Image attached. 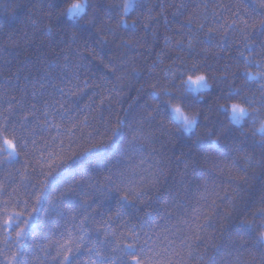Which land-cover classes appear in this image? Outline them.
I'll list each match as a JSON object with an SVG mask.
<instances>
[{
	"label": "trees",
	"instance_id": "trees-1",
	"mask_svg": "<svg viewBox=\"0 0 264 264\" xmlns=\"http://www.w3.org/2000/svg\"><path fill=\"white\" fill-rule=\"evenodd\" d=\"M72 3L0 0V149L6 138L19 153L10 160L0 150V222L13 212L27 218L34 188L49 194L22 247L15 231H0V264L12 255L62 264L66 248L70 264H123L133 229L147 264H237L241 223L259 226L264 209V110L249 105L264 101V50L259 37L255 50L245 47L237 13L249 19L246 0H135L128 13L125 0H87L70 20ZM199 74L211 89L187 87ZM74 86L70 139L46 127L42 111ZM232 103L248 109L239 124ZM171 106L195 116L191 134ZM56 123L62 133L70 126ZM100 139L104 154L76 159ZM67 184L75 191L62 202L57 185ZM245 258L264 264L258 254Z\"/></svg>",
	"mask_w": 264,
	"mask_h": 264
},
{
	"label": "snow or ice",
	"instance_id": "snow-or-ice-1",
	"mask_svg": "<svg viewBox=\"0 0 264 264\" xmlns=\"http://www.w3.org/2000/svg\"><path fill=\"white\" fill-rule=\"evenodd\" d=\"M135 3V0H127V2L124 4V11L127 12L129 7H131ZM247 8L250 10L247 14L249 15V19L245 20L239 16V13H237V17L241 20V23H243L244 28L241 29V33L245 40V47L249 50H255L253 47L254 41L260 38V48L264 50V0H246ZM87 6V0H83L82 3L79 4H71L70 8L67 10L70 16L75 17L78 14H81L84 10V8ZM201 28H203V25H200ZM191 46V45H189ZM199 76L205 78V82L203 83V86L205 88L208 87L206 80L208 79L207 76L204 74H199ZM27 80V77L25 78ZM192 76H188V80H191ZM186 81V83H187ZM84 86L87 87V81H84ZM43 87V85H41ZM56 87L59 88L57 85ZM199 89V87L197 88ZM61 92V96L58 100H56L54 103L49 102V104H46L44 108L46 110L42 111V115L44 117V124L47 127L49 124L52 128L56 129L57 136L60 135H67L71 139V137L74 135V129L76 126V123L78 122L74 116L70 117V113H72L73 109L71 107V97L74 95H77V89L76 86H74L72 89H69L67 92H65L64 89H59ZM261 90L264 91V84L261 85ZM67 95L69 98L67 101L64 99V96ZM36 93L33 92V99H35ZM12 99H16L13 97ZM57 104L59 105L57 107ZM249 105L253 107V110L257 112V115H259L261 110H264V101H261L259 104V107H256L255 101H250ZM36 109V104L31 103L29 111H34ZM174 111L178 112L181 109L179 107H174ZM231 111L233 113V119L236 120L237 123H240L242 118L248 114V109L245 108L241 104H233L231 106ZM25 121L28 120V116L25 115L23 117ZM57 119H59L61 122L70 121V126L62 133L59 124L56 123ZM184 127H191L196 124L195 120H189L188 117H184ZM262 133H264V121L261 122V127L259 129ZM108 139L112 142V144H116L119 139V132L118 130H113L110 132ZM136 137L133 135L132 140L129 141V144L131 145L135 141ZM3 143L5 147L3 149H0L7 153L9 159L11 160L15 156L19 155V153L16 151V144L13 143L12 140L4 139ZM62 143V141H61ZM106 142L104 139L98 140L96 143L92 144L91 148L86 149L83 153H81L78 157H76L77 160L83 161L86 158H89L93 155L99 156L101 154H104L106 151L105 147ZM69 148H71V144H69ZM60 159H63L62 157ZM75 162V161H73ZM55 163V161H54ZM47 167L50 169L47 173H41L42 176H44V180L39 181L40 184L47 186L48 184V177L52 175V164H48ZM65 171V169H61V173ZM60 173H58L59 175ZM57 199H61L63 202V199L67 196H70L71 192L75 191V188H73L72 184H67L65 187H61L57 185ZM6 189L2 185H0V196H3ZM45 196L47 199V196L49 194L44 193L43 187L39 189H35L32 192V196L35 197L36 205L37 207H34L31 209V214L28 215L27 218L24 217L23 212H13L11 215L7 216L0 222V231H15L16 233V244L20 247L21 240L24 238L26 228L31 227V221L38 218L39 211L42 209L40 208V205L42 204L41 196ZM84 194L81 193V196ZM121 202L125 205H127L128 197L123 196L121 197ZM7 201L4 202L5 204V211H7ZM24 206L27 207L28 202L24 201ZM49 204L52 203V201H48ZM215 203V202H213ZM146 215H151L150 213ZM260 220L262 223L259 226H253L251 223H241V228L243 231H241L240 235L238 236L236 243L234 244V250L237 253V264H250V261L245 258V254L248 256H255L259 255L262 262H264V209H261L260 214ZM133 235L132 238L129 240L128 243H126L123 248V264H147V261L151 258L147 256L148 249L145 246H141L137 243V239L139 237V233L135 232V230H132ZM150 238H146L144 241V245H147ZM249 240H254L255 246L253 248H249L246 246L247 242ZM71 249L66 248L65 253L63 255V261L62 264H70V254ZM8 264H22L21 260L16 256L12 255L8 258ZM103 264V262H102ZM110 264H115V260L113 259Z\"/></svg>",
	"mask_w": 264,
	"mask_h": 264
},
{
	"label": "clouds",
	"instance_id": "clouds-1",
	"mask_svg": "<svg viewBox=\"0 0 264 264\" xmlns=\"http://www.w3.org/2000/svg\"><path fill=\"white\" fill-rule=\"evenodd\" d=\"M83 2V0H73V3L72 4H79V3H82ZM86 11V7L84 8V10H83V12L81 13V15H83V13ZM68 19H70V20H72L73 19V17L72 16H68ZM206 76V75H205ZM188 83H190L191 85H193L194 87H196V88H198V87H200V86H202L203 85V83L205 82V78L204 77H201V76H199V75H196L195 77H192V79L191 80H188L187 81ZM206 83H207V85H208V89H211V87H212V85H211V83L209 82V80L207 79L206 80ZM175 113L177 114V116H178V118L183 122V125H184V123H185V121H184V117L186 116V117H188L189 118V120H195L196 121V118H195V116H191V115H187V114H185L183 111H178V112H176L175 111ZM196 123H197V121H196ZM196 125V124H195ZM195 125H193V126H191V127H184V130H185V133L186 134H191V131L194 129V126ZM212 143H213V145H215L216 144V141L215 140H213L212 141Z\"/></svg>",
	"mask_w": 264,
	"mask_h": 264
},
{
	"label": "rangeland",
	"instance_id": "rangeland-1",
	"mask_svg": "<svg viewBox=\"0 0 264 264\" xmlns=\"http://www.w3.org/2000/svg\"><path fill=\"white\" fill-rule=\"evenodd\" d=\"M127 2V0H125V3ZM132 7V6H131ZM131 7H129V9H128V11L131 9ZM70 8V7H69ZM68 8V9H69ZM128 11L127 12H125V13H128ZM68 15H70L69 13H68ZM78 15H80V14H78ZM188 79V78H187ZM187 81V80H186ZM187 87L190 89V90H192V91H194V92H199V91H202V90H204V89H206L203 85L202 86H200L199 87V89H197L196 87H194L193 85H191L190 83H188L187 82ZM233 104H236V103H232V104H230L229 105V107L227 108L228 109V111L230 112V116H231V119H232V121L233 122H235V123H237L236 122V120H234L233 119V113H232V111H231V106L233 105ZM174 107H179V106H171V111H172V114H173V116L175 117V119L178 121V122H180L181 124H182V126H183V122L178 118V116H177V114L175 113V111L173 110L174 109ZM180 108V107H179ZM181 109V108H180ZM181 111H183L182 109H181ZM184 112V111H183ZM185 113V112H184ZM186 114V113H185ZM245 117V116H244ZM243 117V118H244ZM243 118H242V120H243ZM242 120H241V122H242ZM240 122V123H241ZM237 124H239V123H237ZM195 127V126H194ZM184 128V127H183Z\"/></svg>",
	"mask_w": 264,
	"mask_h": 264
}]
</instances>
